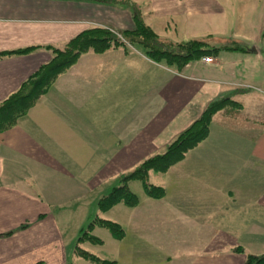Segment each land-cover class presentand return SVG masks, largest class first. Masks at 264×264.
Returning <instances> with one entry per match:
<instances>
[{"label":"crops","instance_id":"obj_1","mask_svg":"<svg viewBox=\"0 0 264 264\" xmlns=\"http://www.w3.org/2000/svg\"><path fill=\"white\" fill-rule=\"evenodd\" d=\"M125 1L162 41L224 37L228 44L216 46L222 51L213 63L202 58L182 70L126 45L84 54L61 73L0 133V264H74L83 259L76 252L81 231L97 217L119 223L125 237L118 241L97 227L93 235L102 244L81 247L108 248L101 259L117 264H246L249 255L264 254V129L255 121L264 106V0H237L235 10L233 0ZM229 22L236 24L232 32ZM100 26L131 30L132 11L73 0H0V104L51 61L53 48ZM234 43L245 50L223 49ZM224 97L253 120L236 123L220 111L208 137L183 160L149 174L150 184L165 189L163 198L149 197L134 180L138 206L99 210L122 176L164 153ZM70 228L77 232L69 236Z\"/></svg>","mask_w":264,"mask_h":264},{"label":"trees","instance_id":"obj_2","mask_svg":"<svg viewBox=\"0 0 264 264\" xmlns=\"http://www.w3.org/2000/svg\"><path fill=\"white\" fill-rule=\"evenodd\" d=\"M77 2H94L105 5L126 4L133 13L134 27L131 30L114 31L106 27H94L85 30L71 39L64 49H52L54 56L35 75L26 80L18 92L10 96L0 104V133L10 129L18 119L25 116L41 95L49 88L56 78L68 68L74 65L78 59L87 53L102 54L106 51L126 45H138L152 60L165 62L169 66H175L182 70L188 63L205 57H218L221 48H209L207 42L191 40L174 44L162 41L155 30L144 20L141 10L130 2L119 0H73ZM128 6H126L128 8ZM224 50H245V47L232 44ZM28 49L17 51L25 53ZM11 54V53H10ZM228 107L241 109L243 106L225 97L212 101L204 110L202 116L188 129L179 134L162 154H157L145 160L132 173L122 176L120 183L108 195L103 196L98 207L102 213H107L119 204L128 207H136L140 204L139 197L129 187L130 181H141L144 184L146 194L153 199H161L165 195V189L148 182L151 172L164 174L178 162L183 160L189 151L204 141L210 132L214 116ZM100 227L111 233L114 239L120 241L125 237L126 231L116 222L97 217L81 231L76 245L77 254L92 264H117L115 261L101 259L81 247V244L89 242L102 244V241L93 235L95 228ZM246 264H264V254L260 256L249 255Z\"/></svg>","mask_w":264,"mask_h":264},{"label":"rangeland","instance_id":"obj_3","mask_svg":"<svg viewBox=\"0 0 264 264\" xmlns=\"http://www.w3.org/2000/svg\"><path fill=\"white\" fill-rule=\"evenodd\" d=\"M119 2H125V0H119ZM237 0H233V2H232V4H230V9H236L238 6H237ZM118 5H123V6H125L124 4H118ZM126 6H128L127 4H126ZM125 6V7H126ZM128 8H130L129 6H128ZM257 10H256V26H254V27H256V32H258L259 31V23H257V18H258V16H260V17H262V12H263V10L260 8V7H258V8H256ZM132 18H133V13H132ZM134 23V22H133ZM236 24L235 23H231V22H229V31L228 32H232V28L235 26ZM100 27H103V26H100ZM251 28H253V26L251 27ZM130 30V29H129ZM114 31H118V30H114ZM256 38H257V36H256ZM231 39V38H230ZM203 41H205V42H207L208 43V45H209V48H212V47H221V46H225V45H227L228 44V40H227V38H224V37H222V39H221V37H215V38H213L212 40H210V39H207V40H203ZM260 43H259V45L262 47V48H264V29H263V31H262V35H261V38H260ZM67 45V44H66ZM66 45H65V47H66ZM134 46H138V45H134ZM243 46H245V45H243ZM140 47V46H139ZM54 49V48H53ZM64 49V48H63ZM251 49H253V47L251 48ZM107 52V51H106ZM52 55L54 56V52H53V50H52ZM256 92H257V89H256ZM225 98V97H224ZM229 98H232V97H229ZM233 99V98H232ZM234 100V99H233ZM239 103V102H238ZM243 108H241V109H238V108H232V107H228V108H226L224 111H225V115H229L230 116V119L231 120H233L234 122H236V123H241V122H248V121H252L253 119H251L250 118V116H251V113H249V112H247V111H243L242 110ZM262 112H260L261 114L259 115H256V127L259 129V130H263L264 129V106H263V108H262ZM223 111V110H222ZM243 112V113H242ZM252 117V116H251ZM140 188H141V184H139V183H137L135 186H134V191L135 192H140ZM88 225V224H87ZM77 231L76 230H74V229H72V228H70V230H68L67 229V233H68V235L69 236H71L72 234H74V233H76ZM68 236V237H69ZM66 242H68L67 240H66ZM85 247L91 252V251H93V250H95V251H97L98 253H100L99 254V257L101 258V257H103V255H105V253H106V251L108 252V248L106 249V248H102V247H99V248H96V249H93V247H90V246H88V245H85ZM142 256H143V254H138V258L137 259H141L142 258ZM109 258H105V260H108ZM108 261H110V260H108ZM127 262V261H126ZM133 262L135 263V264H139V261H136V260H133ZM73 263L74 264H84L85 262H84V259H77V260H75V261H73ZM117 263V262H116ZM133 263V264H134Z\"/></svg>","mask_w":264,"mask_h":264},{"label":"built area","instance_id":"obj_4","mask_svg":"<svg viewBox=\"0 0 264 264\" xmlns=\"http://www.w3.org/2000/svg\"><path fill=\"white\" fill-rule=\"evenodd\" d=\"M204 61H205L206 63H213V62H214V60H213L211 57H206V58H204Z\"/></svg>","mask_w":264,"mask_h":264}]
</instances>
